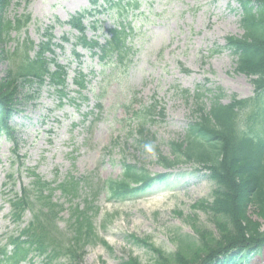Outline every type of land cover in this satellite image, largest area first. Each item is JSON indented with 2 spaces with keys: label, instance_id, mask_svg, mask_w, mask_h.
<instances>
[{
  "label": "rangeland",
  "instance_id": "1",
  "mask_svg": "<svg viewBox=\"0 0 264 264\" xmlns=\"http://www.w3.org/2000/svg\"><path fill=\"white\" fill-rule=\"evenodd\" d=\"M17 2L9 8V16L30 14L31 21L18 34H11L10 46L25 39L38 44L51 27L53 41L63 46L55 48V57L67 66L69 77L67 97L60 100L46 82L38 97L22 103L12 118L21 160L13 153V141L0 134V248L31 219L26 210L22 221L15 223L9 204L22 187L30 186L31 171L53 188L69 175L85 177L96 192L88 213L97 208L93 217L97 237L83 248L80 264H123L129 256L141 264H153L154 252L135 243L132 235L171 254L177 250L178 236L196 237L193 225L216 232L210 213L193 207L201 200L211 201L213 182L190 163L170 169L162 166L155 152L138 143L140 124L134 114L153 98L159 101L164 115L148 117L143 127L159 152L170 157V141L184 137L195 108L194 97H186L183 90L190 95L198 91L206 105L212 98L209 90L217 88L223 91V103L232 96L254 95L252 77L236 73V59L223 49L227 37L243 34L238 4L234 0H140L132 15V54L121 63L109 64L80 46L74 47L79 58L72 53L77 32L65 22L89 8L90 0ZM98 20L108 28L114 17L104 12ZM89 21L85 19V24ZM86 32L103 41L101 29ZM63 36L68 41H62ZM6 68L7 62L0 60V78ZM78 69L87 74L88 81L81 91L72 82ZM124 161L166 179L125 200H110L102 183L120 177ZM86 193L84 187L72 198L58 189L52 193L51 201L62 206L56 226L67 238L71 208L79 204L82 208ZM260 222L264 229V221ZM66 261L62 257L49 264ZM43 262L34 259L21 264ZM244 264H264V248Z\"/></svg>",
  "mask_w": 264,
  "mask_h": 264
},
{
  "label": "trees",
  "instance_id": "2",
  "mask_svg": "<svg viewBox=\"0 0 264 264\" xmlns=\"http://www.w3.org/2000/svg\"><path fill=\"white\" fill-rule=\"evenodd\" d=\"M14 1L16 4L22 0H0V60L7 62L0 78V134L13 141V153L21 160L12 118L20 112L22 103L38 97L46 82L60 100L67 97L69 74L67 66L55 57V48L63 46L53 41L51 27L46 28L44 40L38 44L25 39L10 46L11 34H18L31 21L30 14L9 16ZM24 1L29 3L30 0ZM234 1L240 11L243 34L227 37L223 49L236 59V73L252 77L254 95L245 99L232 96L228 103H223V91L217 88L209 90L212 98L206 105L198 91L190 95L188 90H183L186 97H194L195 108L184 137L170 141V157L159 152L153 136L143 127L148 117L164 115L159 101L153 98L134 114L140 124L138 143L155 152L162 166L170 169L182 163L193 164L214 184L211 201L201 200L193 207L210 213L216 232L193 225L196 237L178 236L177 250L171 254L154 247L147 239L132 235L135 243L154 252L153 264H244L264 248V229L260 222L264 221V0ZM140 5V0H90L89 8L74 13L65 22L77 32L72 43L73 55L80 57L74 48L80 46L91 55H97L100 62L114 64L127 59L133 51L132 15ZM104 12L114 17L108 28H103L98 20V15ZM87 18L90 21L86 25ZM87 29L104 31L103 41L89 37ZM61 40L68 41V37L63 36ZM72 82L78 91L85 89L87 74L78 69ZM29 174L32 176L30 186L22 187L9 204L15 223L22 221L26 210L30 211L31 219L0 248V263L21 264L26 260L43 259V264H49L63 257L67 260L64 264H80L83 248L97 237L93 226L97 208L93 214L88 213L93 202L90 199L96 192L87 185L85 177L69 175L53 188L52 183L34 171ZM165 179L166 176H151L145 168L124 161L121 176L103 181L102 187L110 200L122 201ZM83 187L88 193L82 208L80 204L71 208L68 225L71 233L67 238L56 226L62 206L51 201L52 193L58 189L62 195L72 198ZM253 214L257 218L254 219ZM123 264L141 263L129 256Z\"/></svg>",
  "mask_w": 264,
  "mask_h": 264
}]
</instances>
